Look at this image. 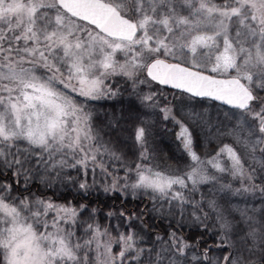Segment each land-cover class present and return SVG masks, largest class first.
Segmentation results:
<instances>
[{
  "label": "snow or ice",
  "instance_id": "6c2138e0",
  "mask_svg": "<svg viewBox=\"0 0 264 264\" xmlns=\"http://www.w3.org/2000/svg\"><path fill=\"white\" fill-rule=\"evenodd\" d=\"M114 77L127 112L176 130L182 166L157 161L140 115L95 122L85 101L121 96ZM56 184L149 203L101 224L40 191ZM251 198L264 205V0H0V264H264Z\"/></svg>",
  "mask_w": 264,
  "mask_h": 264
},
{
  "label": "trees",
  "instance_id": "16d2710c",
  "mask_svg": "<svg viewBox=\"0 0 264 264\" xmlns=\"http://www.w3.org/2000/svg\"><path fill=\"white\" fill-rule=\"evenodd\" d=\"M113 87H119L122 93L121 96L115 97L113 99H101L96 101H85L86 106L90 107L93 112L94 116L96 117L95 122L103 128L104 132H109L110 130L106 127L108 119L111 118L112 114H115L122 118V123L124 127H131L132 124L135 122L134 118L137 115H140L141 118L145 120H149L152 122V146L156 149L155 155L157 157V161L163 166L165 164L173 165V166H182L184 160L181 159V152L179 151L178 142H176L175 137L172 135V132L176 131L175 129H171L168 131L167 135H165V128L163 126V122L159 120L157 116L151 115V110L141 108L139 112H127V102L130 99H135L134 97H130L129 92L131 91L130 85L125 82L124 78L122 77H114L113 78ZM144 91H149L150 89L145 86L141 85ZM153 89H160L163 91L164 95L168 96V99L175 104L179 97H173L170 93L178 92L176 89H171L166 86L157 85L156 83L152 82ZM127 89V91H125ZM78 102L84 101L83 99L77 100ZM206 105H218L220 109H225L227 106L221 105L216 101H212L210 99H205L203 101ZM138 104V101H137ZM211 110V109H210ZM148 112V115L145 113ZM125 138L128 136V133H124ZM112 138L114 143L117 142L115 136L111 134L106 136L105 139ZM224 143L230 142L228 140H224ZM129 143H131L129 141ZM120 147L123 149L124 153L127 155L129 159H135L132 154V151L129 150L128 144H124L120 142ZM217 145L216 143L207 144V148L201 147L198 149L200 153L203 155L205 151L208 153H212L215 151ZM123 172H121V175ZM35 190V189H34ZM40 191L46 195L52 197L58 203H66L71 201L73 204L79 203H88L90 207H95L97 211V219L101 224H108L109 221L105 219V214L112 208L119 209L126 205L129 209L137 207L140 205L141 207L148 205L149 201L147 197H141L140 199H132L129 197L127 200H120V199H112L108 194H105L99 187H97L92 195H89L86 199H81L80 194L74 189L72 185H68L65 187L61 184H56L52 188H45L41 186ZM201 191L207 192V187L202 186ZM55 193V195H54ZM235 198V197H233ZM232 198V199H233ZM218 202L221 204L224 203V200L221 196H217ZM254 202L252 205L256 206L257 208L264 207V205L260 204L259 198L253 199ZM232 204V203H231ZM87 219V216L84 217ZM149 220V224H152L153 221L151 218H147ZM117 221L113 218L111 223H116ZM156 223H159L157 220ZM211 223V222H210ZM192 229L188 228L185 231V235H190ZM78 235H82V230L78 229ZM115 251V248H114Z\"/></svg>",
  "mask_w": 264,
  "mask_h": 264
},
{
  "label": "rangeland",
  "instance_id": "374dc122",
  "mask_svg": "<svg viewBox=\"0 0 264 264\" xmlns=\"http://www.w3.org/2000/svg\"><path fill=\"white\" fill-rule=\"evenodd\" d=\"M153 83H155V82H153ZM163 86V85H162ZM73 96H75V94L73 93L72 94ZM75 98L77 99V100H79V99H83L82 97H78V96H75ZM223 142V141H222ZM217 145V144H216ZM235 186V185H234ZM233 197H230V200H231V203H232V205H239V206H243V204L241 203V200H242V198H240V197H235V198H233ZM253 199H255V198H251V204L254 202V200Z\"/></svg>",
  "mask_w": 264,
  "mask_h": 264
},
{
  "label": "water",
  "instance_id": "95a60500",
  "mask_svg": "<svg viewBox=\"0 0 264 264\" xmlns=\"http://www.w3.org/2000/svg\"><path fill=\"white\" fill-rule=\"evenodd\" d=\"M166 87H168V86H166ZM170 87H168V89H169ZM179 91V90H178ZM216 102H218V103H220L219 101H216ZM225 106V105H224Z\"/></svg>",
  "mask_w": 264,
  "mask_h": 264
}]
</instances>
